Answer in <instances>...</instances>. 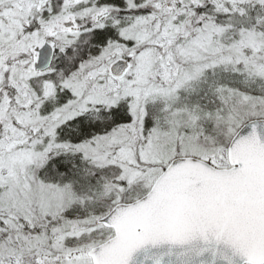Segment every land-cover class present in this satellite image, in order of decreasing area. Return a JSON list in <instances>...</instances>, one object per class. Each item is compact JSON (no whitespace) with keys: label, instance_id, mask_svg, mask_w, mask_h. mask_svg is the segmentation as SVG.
Returning a JSON list of instances; mask_svg holds the SVG:
<instances>
[{"label":"snow or ice","instance_id":"6c2138e0","mask_svg":"<svg viewBox=\"0 0 264 264\" xmlns=\"http://www.w3.org/2000/svg\"><path fill=\"white\" fill-rule=\"evenodd\" d=\"M0 264H264V0H0Z\"/></svg>","mask_w":264,"mask_h":264}]
</instances>
